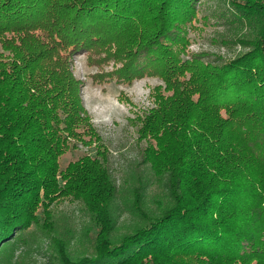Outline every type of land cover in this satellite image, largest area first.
<instances>
[{
    "label": "trees",
    "instance_id": "trees-1",
    "mask_svg": "<svg viewBox=\"0 0 264 264\" xmlns=\"http://www.w3.org/2000/svg\"><path fill=\"white\" fill-rule=\"evenodd\" d=\"M151 1L119 77L149 68L171 93L137 116L146 144L120 186L68 57L105 37L123 45ZM196 1L0 0L1 254L64 193L88 222L56 234L59 264H264V0H226L215 15L244 30L240 54L182 59ZM78 142L89 151L61 168Z\"/></svg>",
    "mask_w": 264,
    "mask_h": 264
},
{
    "label": "rangeland",
    "instance_id": "rangeland-1",
    "mask_svg": "<svg viewBox=\"0 0 264 264\" xmlns=\"http://www.w3.org/2000/svg\"><path fill=\"white\" fill-rule=\"evenodd\" d=\"M225 1L195 2L194 18L187 24L185 31L182 59L205 53L210 59L218 57L226 60L245 49L236 39L244 30L227 29L221 25L220 19L215 17L223 5L225 6ZM158 6L159 3L152 1L147 3V26L131 28V35L123 45L122 42L116 45L112 39L105 37V44L68 57V65L80 81L84 108L101 136L111 163L112 176L120 186L122 183L127 185L135 181L137 173L133 174L136 172L133 166L139 165V149L146 144V139L136 138L139 126L137 116H142L146 108L154 106V93H157L158 89L165 95L171 93V90L164 89L165 83L161 77L149 68L140 76L134 75L129 79L119 77L125 70L127 52L134 46L133 35H137L143 28H146L145 31L150 30L152 11ZM40 40L42 41L41 38ZM188 76L187 72L186 77ZM71 140L70 138L69 141L72 142ZM91 146H94V143ZM88 149L87 145L80 142L76 147H70L59 158L61 168H64L68 161L88 152ZM124 180L126 182H123ZM152 189L156 190L155 187ZM46 206L48 211H45ZM36 212H39L37 222L26 228L17 239L3 245L0 261L4 264H59L52 251L56 234L61 232L59 237L67 239L69 235H64L68 234L65 230L71 229L77 234L88 222L80 202L64 193L58 198L44 202ZM48 220H52L53 224L48 223ZM76 239L79 240V237L74 238ZM74 240L73 244H76Z\"/></svg>",
    "mask_w": 264,
    "mask_h": 264
}]
</instances>
